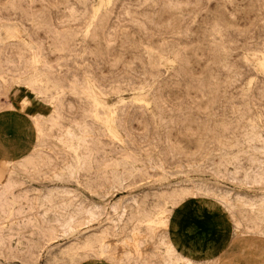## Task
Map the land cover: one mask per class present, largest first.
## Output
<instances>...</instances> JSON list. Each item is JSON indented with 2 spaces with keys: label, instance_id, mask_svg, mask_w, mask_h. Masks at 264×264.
Segmentation results:
<instances>
[{
  "label": "rangeland",
  "instance_id": "rangeland-1",
  "mask_svg": "<svg viewBox=\"0 0 264 264\" xmlns=\"http://www.w3.org/2000/svg\"><path fill=\"white\" fill-rule=\"evenodd\" d=\"M101 1L0 0V112L42 136L5 162L0 264H264V0Z\"/></svg>",
  "mask_w": 264,
  "mask_h": 264
},
{
  "label": "bare ground",
  "instance_id": "bare-ground-1",
  "mask_svg": "<svg viewBox=\"0 0 264 264\" xmlns=\"http://www.w3.org/2000/svg\"><path fill=\"white\" fill-rule=\"evenodd\" d=\"M102 3L104 4V3H106V1L102 0L101 4ZM260 66H261L262 69H264V62H262L260 64ZM140 93L134 94L133 98L136 99V100H140L141 99ZM89 95H90L92 101L94 102V104L96 105V107L101 108L102 110L105 111L106 117H105L104 120H102V123L104 124V126L107 129L108 133L110 135L115 136V137L118 138L120 133H119V131H118L117 127H116V124H115V115H114V113L111 110V105H110L109 101L107 100L106 96L101 94L100 91L93 84H90ZM11 107L10 106L9 107H5V109L13 110V108H11ZM36 116L37 115L31 116V117L34 118ZM0 117L4 118L6 116H4V114H1ZM28 128L31 129V130L36 129L37 128V123H35V125H34V121H32V125L29 124ZM18 129L20 130L21 128L18 127ZM39 132H40V130H39ZM23 134L25 135V133H23ZM41 142H42V136L39 133L37 135V138L33 142H30V147L27 148L25 153H22L19 157L17 156L18 158H16V159H7L5 157H3L4 159L2 158V160L0 161V189H2V187L4 186V184H2V182H1L2 179L3 178L5 179V178L8 177V174L4 175V172H3V169L6 166L5 162L7 164H9L10 166H13V168H17V167L23 166L29 160V158H31L33 156L34 151L38 148V146H39V144ZM3 160L5 162H3ZM1 162L4 163V166H2ZM54 206H58V204H54ZM228 207H229V209L233 208V206H230V205ZM235 214H236V217H238L237 213H235ZM169 218H170V214L168 213V214H166V218L163 220L165 225L168 224ZM160 221H161V219H160ZM132 237H133V235H132ZM238 237H239V231L237 230V233L235 234L233 240L237 239ZM106 259H109L107 257L106 251L102 250V252L99 253L97 256L94 255L93 259L90 260L87 264L103 263V261H105ZM164 259H165V264H181V263L182 264H197V262L194 261V259L192 260V259H190L188 257L183 256L179 252H177V250L175 249L174 245L172 244V242L170 241L169 238H168L167 247L165 249V257H164ZM216 260H217L216 258L212 259V261H211V262H213L212 264H215ZM108 263L109 264H114V261L108 260Z\"/></svg>",
  "mask_w": 264,
  "mask_h": 264
},
{
  "label": "crops",
  "instance_id": "crops-1",
  "mask_svg": "<svg viewBox=\"0 0 264 264\" xmlns=\"http://www.w3.org/2000/svg\"><path fill=\"white\" fill-rule=\"evenodd\" d=\"M8 111L12 110L8 109ZM1 114L4 113L0 112V115ZM4 116L6 117H0V161L3 157L7 159L18 158L22 153H25L28 147H30V142L33 141L35 136L34 130L28 128L29 123H27V119H24L25 121H22L21 119L18 121V117L15 114H4ZM18 127L21 129L19 130ZM23 133H25V135ZM3 162L5 161L3 160ZM187 236L188 242L184 241L183 243H180L179 247L184 246L186 248L199 249L206 246L202 243L204 235L198 231L196 232L194 227H188Z\"/></svg>",
  "mask_w": 264,
  "mask_h": 264
}]
</instances>
